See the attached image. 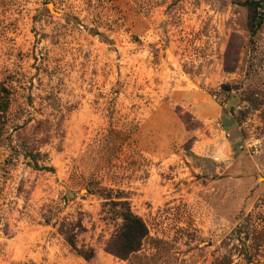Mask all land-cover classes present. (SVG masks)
I'll return each mask as SVG.
<instances>
[{
    "label": "rangeland",
    "instance_id": "rangeland-1",
    "mask_svg": "<svg viewBox=\"0 0 264 264\" xmlns=\"http://www.w3.org/2000/svg\"><path fill=\"white\" fill-rule=\"evenodd\" d=\"M107 196L149 230L128 260ZM80 220L91 261L59 229ZM246 252L264 264V0H0V264Z\"/></svg>",
    "mask_w": 264,
    "mask_h": 264
},
{
    "label": "trees",
    "instance_id": "trees-1",
    "mask_svg": "<svg viewBox=\"0 0 264 264\" xmlns=\"http://www.w3.org/2000/svg\"><path fill=\"white\" fill-rule=\"evenodd\" d=\"M5 93V102L2 104V111L5 113L9 108V91L3 88ZM187 127L189 129L194 128V123L192 122V117L186 114L183 117ZM41 124V123H40ZM36 150H25L21 148V154L30 157L35 164L38 165L39 153H35ZM40 167V166H37ZM41 168V167H40ZM44 170L54 171V168L45 167L41 168ZM109 198V196H107ZM107 206H110L113 212H115L118 219L121 220V227L119 231L114 234L106 243L105 251L116 258L121 260H128L134 253L141 250L144 241L149 236V230L145 221L134 213L131 208V204L126 200L113 201L111 198L106 202ZM60 231L63 234L65 240L70 245L71 249L80 257L87 261H91L96 257V251L93 248L84 249L80 248L77 244L78 233L85 230L82 221H78L76 224L72 223H62L60 225ZM247 229H242L241 225H237L233 232L235 235H243L245 233L246 237H249ZM244 257L247 259L249 264L253 263L254 257L249 252H246ZM228 264H231V260L228 259Z\"/></svg>",
    "mask_w": 264,
    "mask_h": 264
},
{
    "label": "bare ground",
    "instance_id": "bare-ground-1",
    "mask_svg": "<svg viewBox=\"0 0 264 264\" xmlns=\"http://www.w3.org/2000/svg\"><path fill=\"white\" fill-rule=\"evenodd\" d=\"M50 8L53 10V6L52 5H50Z\"/></svg>",
    "mask_w": 264,
    "mask_h": 264
}]
</instances>
